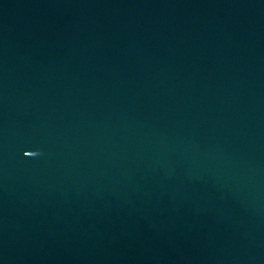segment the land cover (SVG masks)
<instances>
[{
    "label": "water",
    "instance_id": "water-1",
    "mask_svg": "<svg viewBox=\"0 0 264 264\" xmlns=\"http://www.w3.org/2000/svg\"><path fill=\"white\" fill-rule=\"evenodd\" d=\"M0 264H264V0H0Z\"/></svg>",
    "mask_w": 264,
    "mask_h": 264
}]
</instances>
